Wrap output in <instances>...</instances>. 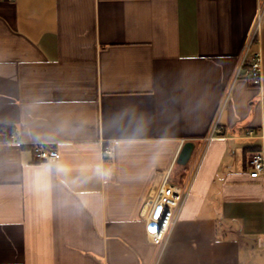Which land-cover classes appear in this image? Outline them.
<instances>
[{"label":"crops","instance_id":"1","mask_svg":"<svg viewBox=\"0 0 264 264\" xmlns=\"http://www.w3.org/2000/svg\"><path fill=\"white\" fill-rule=\"evenodd\" d=\"M262 3L0 0V264H264V13L263 83L235 79ZM203 147L157 261L147 202Z\"/></svg>","mask_w":264,"mask_h":264},{"label":"built area","instance_id":"2","mask_svg":"<svg viewBox=\"0 0 264 264\" xmlns=\"http://www.w3.org/2000/svg\"><path fill=\"white\" fill-rule=\"evenodd\" d=\"M264 13V3L259 6L256 23L249 35L244 47L241 60L235 72V79L245 76L255 86L263 83V55L260 48L255 49L259 44L261 18ZM217 124H215L210 134L204 140V147L215 135ZM248 136H255L254 130H248ZM203 149L199 154L189 179L183 185H176L171 180L170 172L165 174L155 195L147 202L146 209V231L148 239L157 247L156 259L161 257L172 231L177 224L185 201L190 194L194 176L199 168ZM35 157L39 160H52L59 157V152L43 142L32 145ZM252 178H260L264 173V152L256 151L249 160Z\"/></svg>","mask_w":264,"mask_h":264},{"label":"water","instance_id":"3","mask_svg":"<svg viewBox=\"0 0 264 264\" xmlns=\"http://www.w3.org/2000/svg\"><path fill=\"white\" fill-rule=\"evenodd\" d=\"M195 149V143L194 142H186L180 152L179 158L177 160V163L179 165H187L190 161L192 154Z\"/></svg>","mask_w":264,"mask_h":264},{"label":"rangeland","instance_id":"4","mask_svg":"<svg viewBox=\"0 0 264 264\" xmlns=\"http://www.w3.org/2000/svg\"><path fill=\"white\" fill-rule=\"evenodd\" d=\"M175 177V176H174Z\"/></svg>","mask_w":264,"mask_h":264}]
</instances>
